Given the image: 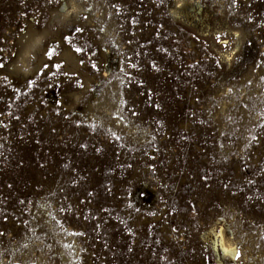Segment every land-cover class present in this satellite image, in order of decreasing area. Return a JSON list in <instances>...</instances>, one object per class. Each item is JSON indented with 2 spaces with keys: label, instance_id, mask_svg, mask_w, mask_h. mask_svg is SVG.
<instances>
[{
  "label": "rangeland",
  "instance_id": "rangeland-1",
  "mask_svg": "<svg viewBox=\"0 0 264 264\" xmlns=\"http://www.w3.org/2000/svg\"><path fill=\"white\" fill-rule=\"evenodd\" d=\"M219 263L264 264V0H0V264Z\"/></svg>",
  "mask_w": 264,
  "mask_h": 264
},
{
  "label": "bare ground",
  "instance_id": "bare-ground-1",
  "mask_svg": "<svg viewBox=\"0 0 264 264\" xmlns=\"http://www.w3.org/2000/svg\"><path fill=\"white\" fill-rule=\"evenodd\" d=\"M218 238H219L218 245L221 250V253H223V256H226L230 259H234L236 253L235 247L233 246V243L230 241V239L224 236L223 230H220Z\"/></svg>",
  "mask_w": 264,
  "mask_h": 264
},
{
  "label": "snow or ice",
  "instance_id": "snow-or-ice-1",
  "mask_svg": "<svg viewBox=\"0 0 264 264\" xmlns=\"http://www.w3.org/2000/svg\"><path fill=\"white\" fill-rule=\"evenodd\" d=\"M51 53V50H49V53L48 54H50Z\"/></svg>",
  "mask_w": 264,
  "mask_h": 264
}]
</instances>
